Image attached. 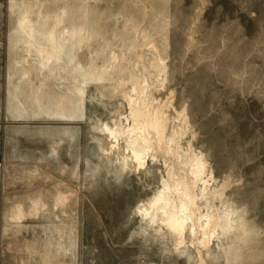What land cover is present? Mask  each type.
Instances as JSON below:
<instances>
[{
    "label": "rangeland",
    "instance_id": "obj_1",
    "mask_svg": "<svg viewBox=\"0 0 264 264\" xmlns=\"http://www.w3.org/2000/svg\"><path fill=\"white\" fill-rule=\"evenodd\" d=\"M151 42L169 132L186 109L182 148L254 228L233 263L214 247L206 264H264V0L0 2V264H200L136 214L164 168L123 166L100 131L125 113L117 82L157 81Z\"/></svg>",
    "mask_w": 264,
    "mask_h": 264
},
{
    "label": "bare ground",
    "instance_id": "obj_2",
    "mask_svg": "<svg viewBox=\"0 0 264 264\" xmlns=\"http://www.w3.org/2000/svg\"><path fill=\"white\" fill-rule=\"evenodd\" d=\"M45 39L59 46L65 41L64 32L52 28ZM149 45L157 55V81L130 75L117 82L125 113L117 108L111 122L101 123V134L112 144L110 154L122 157L123 166L143 171L159 164L165 170L157 191L136 207L138 217L173 237L176 251L196 252L200 264H206L205 256L210 257L214 247L226 262L233 263L236 236L251 234L253 225L245 210L228 198V183H218L204 153L191 143L182 148L181 141L190 130L186 109L174 110L180 127L169 132L174 93L165 102L157 97L158 88L164 89L167 66L154 43Z\"/></svg>",
    "mask_w": 264,
    "mask_h": 264
},
{
    "label": "crops",
    "instance_id": "obj_3",
    "mask_svg": "<svg viewBox=\"0 0 264 264\" xmlns=\"http://www.w3.org/2000/svg\"><path fill=\"white\" fill-rule=\"evenodd\" d=\"M3 0H0V2H2Z\"/></svg>",
    "mask_w": 264,
    "mask_h": 264
}]
</instances>
